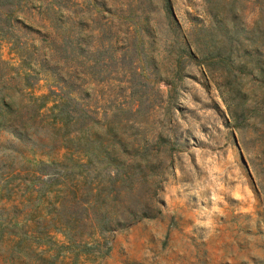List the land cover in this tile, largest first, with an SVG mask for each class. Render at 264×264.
Instances as JSON below:
<instances>
[{"label":"rangeland","instance_id":"rangeland-1","mask_svg":"<svg viewBox=\"0 0 264 264\" xmlns=\"http://www.w3.org/2000/svg\"><path fill=\"white\" fill-rule=\"evenodd\" d=\"M143 1L63 0L62 5L74 4L78 25L89 33L91 43L109 38L114 42L113 57L105 53L88 61L76 59L78 83L97 112L95 127L105 128L117 114L124 137L131 141L144 136L150 141L147 153L157 161L146 171L154 180L146 193L156 201V209L103 236L94 229L97 240L89 238L84 249L79 240L90 228L75 231L72 245L55 228L59 224L54 216L38 210L46 190L56 189L52 185L60 179L58 174L21 172L9 183L6 207L14 208L7 220L0 218V231L11 239L6 247L0 239V264L20 257L39 263L40 250L57 254L55 264H264V41L258 39L261 42L251 46L235 36L239 41L234 42L237 52L231 70L222 63L213 68L208 59L177 53L169 23V19L179 23L180 35L209 25L207 1L169 0L174 18L166 17L163 0ZM218 2L226 25L234 20L264 29L259 0ZM47 3L35 1L26 15L38 20ZM134 34L145 35L151 65L131 52L126 37ZM218 37L224 47V39ZM3 53L6 56L5 46ZM39 86V93L56 88L49 79H42ZM93 168H74L76 199L86 201L88 190H95ZM114 171L107 170L109 175ZM4 201L0 199V204ZM25 234L31 241L19 244Z\"/></svg>","mask_w":264,"mask_h":264},{"label":"trees","instance_id":"trees-1","mask_svg":"<svg viewBox=\"0 0 264 264\" xmlns=\"http://www.w3.org/2000/svg\"><path fill=\"white\" fill-rule=\"evenodd\" d=\"M35 1L42 6L45 0H0V137L4 139L0 142L3 151L0 199L5 198L0 204V218L7 220L14 208L6 207L10 199V180L21 172L56 173L60 179L52 186L57 187L54 191L46 190L38 210H48V215L54 216L55 224H59L55 228L61 230L72 245L76 244L75 231L90 228L79 240L86 249L89 238L97 240L93 238L94 229L103 236V232L129 226L156 209V201L147 198V187L154 180L149 179L146 171L157 159L147 153L150 141L146 137L129 141L120 133L117 114H112L105 128L95 127L97 112L86 99V90L78 83L80 71L75 70L76 59L88 61L105 53L113 57L114 42L109 38L106 42L91 43L89 33L78 25L74 4L66 7L62 5L63 0H49L44 16L35 21L25 12ZM205 1L209 3L205 12L209 25L194 27L180 35L179 23L169 19L172 43L178 45L179 54L208 59L213 68H220L222 63L230 71L237 52L234 42L239 41L234 37L242 36L255 46L259 40L264 41V29L242 26L234 20L226 25L220 17L218 0ZM258 4L264 8V0H259ZM163 7L166 17H173L169 0H163ZM145 27L146 24L141 25L143 32ZM104 32L102 29L101 34ZM218 34L225 41L224 47ZM144 38V34H134L126 37V41L131 52L149 66L152 62L146 53ZM86 65L83 61L82 67ZM83 73L89 74V71ZM42 79L51 80L56 88L50 86L46 93H39ZM81 158L86 163L81 164ZM77 165L94 166L92 179L96 191L88 190L86 201L75 197L72 173ZM109 168L115 170L113 175L107 172ZM4 236L0 231L1 242L6 247L11 239L9 234ZM28 240L25 234L18 243ZM36 249L27 253H34ZM47 252L38 251L39 263L33 264H55L57 254L47 255ZM12 264H32V261L20 257Z\"/></svg>","mask_w":264,"mask_h":264}]
</instances>
